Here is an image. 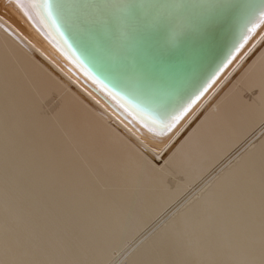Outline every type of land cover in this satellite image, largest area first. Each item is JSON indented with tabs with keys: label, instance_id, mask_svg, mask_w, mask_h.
<instances>
[{
	"label": "bare ground",
	"instance_id": "1",
	"mask_svg": "<svg viewBox=\"0 0 264 264\" xmlns=\"http://www.w3.org/2000/svg\"><path fill=\"white\" fill-rule=\"evenodd\" d=\"M37 4L0 0V264H106L136 242L130 264H261L264 25L170 135L143 122L212 77L264 0Z\"/></svg>",
	"mask_w": 264,
	"mask_h": 264
},
{
	"label": "snow or ice",
	"instance_id": "2",
	"mask_svg": "<svg viewBox=\"0 0 264 264\" xmlns=\"http://www.w3.org/2000/svg\"><path fill=\"white\" fill-rule=\"evenodd\" d=\"M17 9H19L25 16L31 18V11L38 7L37 0H9ZM50 11V8L47 9ZM264 25V5L261 6L258 12V20L251 23L247 27V34L243 39L234 47L232 53L229 55L227 60L218 68V70L212 75V77L184 104H182L174 114L167 116L164 119L158 120L151 114H145L143 127L149 132L157 136L166 137L170 135L179 124L187 117L191 112L194 105L207 93V91L212 87L213 83L219 77V75L234 61L236 55L241 51V49L249 42L250 36L256 31L258 27ZM86 74L90 79L93 80L98 86H101L102 90L107 92L108 95L112 96L113 99L116 98L115 94L107 88V86L102 85L96 77L92 76L91 73ZM124 107V105H121ZM127 110V109H125ZM264 264V261H261Z\"/></svg>",
	"mask_w": 264,
	"mask_h": 264
},
{
	"label": "rangeland",
	"instance_id": "3",
	"mask_svg": "<svg viewBox=\"0 0 264 264\" xmlns=\"http://www.w3.org/2000/svg\"><path fill=\"white\" fill-rule=\"evenodd\" d=\"M190 192V191H189ZM7 201H8V196H7V194H0V226L1 225H3V224H5L6 223V221H4L5 220V218H6V216H4V214H6V213H9L10 212V209L12 208V206H11V204H9V203H7ZM168 217V216H167ZM166 219V218H165ZM165 219H163V221H161V222H159V225H157V226H155V228H152V229H150V227L148 228V229H150L149 231H148V229H146L147 230V235H150L151 233H153L152 231H153V229H154V231H155V229H157L158 228V226H160V225H162L163 224V222H165L164 220ZM156 223H154L153 225H155ZM4 230H6V231H4V232H2V233H0V238H2V237H4V236H6V235H8L9 234V232L12 230V225L11 224H9V223H7V225H6V227H5V229ZM145 230V231H146ZM149 232H150V234H149ZM142 238V235L141 236H139L136 240H140ZM144 239V238H143ZM142 239V240H143ZM141 240V241H142ZM140 242V241H139ZM138 242V243H139ZM135 245H136V247H135ZM144 242L142 243V244H137V242L132 246V247H129V245H127L125 248H124V250H122V251H116V250H114L115 251V253H113L114 251H112V253H113V255H112V259H110V260H108L107 262H106V264H130L133 260H134V258H135V255H134V252L135 251H133L134 249H136L137 247L139 248V247H144ZM129 247V248H128ZM133 248V249H132ZM130 249V250H129ZM121 252V253H120ZM130 252V253H129ZM127 253V254H126ZM129 253V254H128ZM128 255V256H127ZM3 261V264H13L12 263V261H11V259H10V250H9V252L6 254V257L2 260Z\"/></svg>",
	"mask_w": 264,
	"mask_h": 264
}]
</instances>
